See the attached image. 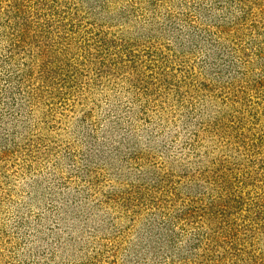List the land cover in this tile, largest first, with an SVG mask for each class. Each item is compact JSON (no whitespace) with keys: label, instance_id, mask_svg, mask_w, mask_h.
Here are the masks:
<instances>
[{"label":"trees","instance_id":"obj_1","mask_svg":"<svg viewBox=\"0 0 264 264\" xmlns=\"http://www.w3.org/2000/svg\"><path fill=\"white\" fill-rule=\"evenodd\" d=\"M263 13L264 0H0V264H264ZM180 116L189 131L170 125ZM43 161L39 194L7 190ZM77 179L64 222L54 194Z\"/></svg>","mask_w":264,"mask_h":264},{"label":"rangeland","instance_id":"obj_2","mask_svg":"<svg viewBox=\"0 0 264 264\" xmlns=\"http://www.w3.org/2000/svg\"><path fill=\"white\" fill-rule=\"evenodd\" d=\"M186 2H189V0H185ZM263 16H264V13H263ZM256 25H257V23H256ZM258 25H260V24H258ZM257 28H259V30L260 31H262V28H260L259 26H257ZM253 33L254 32H256L254 29H253V31H252ZM252 33V34H253ZM202 42H199L198 44L201 46V48L203 47L202 45H204V43H202ZM207 45V44H206ZM237 54H240V52L239 53H237ZM198 54L197 53H194V54H192L191 53V56H190V60L192 59V63H193V61L195 60V58H196V56H197ZM194 64H196V62L194 63ZM216 99H220L219 97H216ZM221 100V99H220ZM215 107L217 108V109H221V110H225L226 108L224 107V106H220L219 105V101L217 100L216 102H215ZM80 114L81 113H78V116H80ZM180 119L179 120H172V122H170V125H175L177 128H178V130H180L181 132H184V131H189V129L190 128H187V124L184 122V117L182 118L181 116L179 117ZM62 127H63V124L61 125ZM68 129H70V127L68 128ZM145 134H147V133H145ZM182 134V133H181ZM136 135H139V133H136ZM148 135V134H147ZM49 136L50 137H52V138H54V139H62V140H68V139H74L75 137H63L64 136V133H63V131L61 130V129H58V130H52V131H50L49 132ZM140 136H143V134L142 133H140ZM131 137V139H128L129 141H131V140H135V143H136V145L139 147L141 144H143V143H145V141H146V139L149 141V140H151V139H153V137ZM149 136V135H148ZM50 137H47V139L49 140L50 139ZM80 137H76V139L78 140ZM171 137H165V141H168V139H170ZM90 139H92L91 140V142H90V144L89 145H91V143L96 139V141H101V142H97L98 144H103V145H107L108 144V142L111 140V137H90ZM193 139H195V137H173V138H171V140H175V143H172V148L173 149H179L186 141H188V143H190ZM113 142H112V144H109V146L108 147H111V145H115L117 142H116V139H114L113 138ZM169 142V141H168ZM81 148H83V149H85V147H83V146H81ZM191 148V150H190V152L192 151V146L190 147ZM198 149H201L200 147L198 148ZM181 150V153L182 154H186V155H188L187 153V151H188V148H184V149H180ZM190 154V157H185V160H181L182 162H180L179 164H180V166L181 165H184V164H187L190 160H192V152L191 153H189ZM52 152L49 154V158L50 159H52L53 161L54 160H56L55 158H53L52 156ZM43 163H44V161L42 162V164H41V162H40V165L37 167L38 168V170H36V171H34L33 169H34V167L32 166V168H31V171L30 172H28L27 174H25V172H24V175L25 176H23V174L22 173H19V174H17V175H15L14 176V179L13 180H7V185L5 186L6 188H7V190L8 191H10V192H12V193H15V192H17L18 191V188L19 189H22L23 191H29V189H31V190H33L32 191V194L34 193V191L36 190V192H37V194H39L40 192H41V190L44 188V186H45V183H44V181H46V179L49 177V179L51 178V177H53V175L51 174L52 173V169H51V167H50V164H46V166H45V168L43 169V167H41V166H43ZM189 164V163H188ZM38 172H40L41 174H38ZM93 176V174H91V177ZM85 179V178H84ZM60 181H64L63 179H59ZM95 179L94 178H91V182L93 183V182H95L94 181ZM72 181V180H71ZM70 180H68V181H65V186L63 185V183H62V188H61V190L62 191H64L63 192V194H61V195H57V194H54V195H56L57 196V203L58 204H60L61 205V209H59V210H57V213H60L59 214V216H63L64 215V213L62 212V211H67L66 213H65V220H64V222H66L69 218H70V216H71V213H73V212H76L77 211V209L76 208H74V210L72 209L71 210V207H72V205H73V203L71 202L72 201V199H75V195H74V193H73V187L76 185V183H77V181H78V179L76 180V182H71ZM38 182H41L40 184L38 183ZM75 183V184H74ZM81 183H84L85 185L86 184H89V183H86V182H81ZM112 184H114L115 186H117L118 188H120V186H122L121 184L119 185L117 182H113ZM45 190V189H44ZM93 191V190H92ZM74 195V196H73ZM64 196V197H63ZM74 197V198H73ZM59 199H63V200H66V203H63L62 202V200H59ZM90 199H92V198H90ZM88 201V200H87ZM84 202H85V200H84ZM94 202V201H93ZM93 202H87L86 203V205H88L89 207L91 206L92 207V203ZM72 203V204H71ZM63 205V206H62ZM3 207H4V209H3V207H1L0 208V218H2V220L3 219H5L6 220V217H7V215H8V212H9V209H10V205L9 204H5V205H2ZM14 206V204H12L11 205V208ZM94 207L92 208V209H94V211H96V205H93ZM32 207L34 208V206L32 205ZM66 207L69 209V210H67L66 209ZM80 207V206H79ZM98 207H99V205H98ZM100 207H101V209H98V211L99 212H101L102 210H105V212H108V213H111V216L112 215H114V212H112L113 211V209L111 208V207H109V206H105V204H101L100 205ZM81 208H84L83 206L81 207ZM80 208V209H81ZM176 208H180V209H183V208H185V205L184 206H180V205H177V207ZM186 208H190L189 207V205H187L186 204ZM91 209V210H92ZM79 212H80V210H79ZM73 215V214H72ZM104 217V216H103ZM32 218V217H31ZM9 222V220L7 221V223ZM74 224V223H73ZM188 227H191L192 228V225H190V226H188ZM175 229H176V231L177 232H180V233H178V236L176 237V239H175V241H174V243H175V245L176 246H178L179 244H182V246H186V244L188 243V241H187V243H185V240L187 239V235H185V237L184 236H182V231H185V230H180L177 226H175L174 227ZM188 230H190L189 228L186 230V231H188ZM64 229H60V230H58V232H59V234H58V237H59V239H61L62 237H64L65 236V234H67V232L65 231ZM166 249H167V247H166ZM165 248L163 249L164 251H163V254H167L168 253V250H166Z\"/></svg>","mask_w":264,"mask_h":264}]
</instances>
